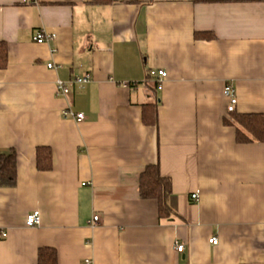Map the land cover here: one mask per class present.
I'll return each instance as SVG.
<instances>
[{
	"label": "crops",
	"instance_id": "1",
	"mask_svg": "<svg viewBox=\"0 0 264 264\" xmlns=\"http://www.w3.org/2000/svg\"><path fill=\"white\" fill-rule=\"evenodd\" d=\"M38 30L55 37L38 43ZM0 40V153L17 151L16 184L0 186V264H38L43 246L58 264H264V142H237L224 93L234 87L235 112L264 113V0H0ZM84 73L83 88L56 93ZM39 146L51 170L37 168ZM157 163L168 217L139 191Z\"/></svg>",
	"mask_w": 264,
	"mask_h": 264
},
{
	"label": "trees",
	"instance_id": "2",
	"mask_svg": "<svg viewBox=\"0 0 264 264\" xmlns=\"http://www.w3.org/2000/svg\"><path fill=\"white\" fill-rule=\"evenodd\" d=\"M113 0H93L98 4ZM196 2L204 0H194ZM198 39H211L212 32H196ZM8 65V42L0 40V69ZM148 79L152 77L148 74ZM159 86L154 80L150 89L155 92ZM155 95V94H154ZM156 96V95H155ZM143 108V122L146 125L158 124V103H145ZM232 119L228 122L236 126V140L239 143L254 141L264 142V113L230 112ZM36 165L41 171L51 170L53 166V152L49 146H39L36 149ZM17 180V151L11 148L0 153V186H14ZM139 191L142 198L155 199L158 203L160 217H168L174 212L175 196L169 177L162 175L159 164H149L139 177ZM38 264H58L57 250L54 247L43 246L38 251Z\"/></svg>",
	"mask_w": 264,
	"mask_h": 264
},
{
	"label": "built area",
	"instance_id": "3",
	"mask_svg": "<svg viewBox=\"0 0 264 264\" xmlns=\"http://www.w3.org/2000/svg\"><path fill=\"white\" fill-rule=\"evenodd\" d=\"M37 2V0H30ZM49 37H55L54 34L52 35H47L44 30H38L36 31L33 39L34 41L38 43H43L48 40ZM48 68H54V63H48L47 64ZM149 75L156 79L158 81L159 85H161L162 81L167 77V72L165 69L159 68V69H150L149 70ZM90 74L89 73H84L81 76L74 77L68 81H64L61 79H57L56 81V93L59 95H68L72 89V87L77 86L78 88H83L84 85L90 80ZM224 93L229 99V104H228V111L233 112L235 110V105L237 103V96L235 93V89L231 84H227L224 88ZM73 114V113H71ZM75 117L78 120H82L84 118L83 113H77L75 114ZM191 199L193 201H197L199 199V194L198 192H194L191 194ZM99 215H94L92 224L96 225L99 222ZM41 222V213L38 209H35L31 211L30 213L27 214L26 216V225L28 226H36L39 225ZM5 235V233H4ZM210 242L213 244L218 243L217 237H212L210 239ZM184 245L183 244H178L176 246V249L180 252L184 250ZM84 264H92V261L90 259H85Z\"/></svg>",
	"mask_w": 264,
	"mask_h": 264
}]
</instances>
